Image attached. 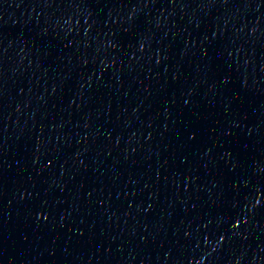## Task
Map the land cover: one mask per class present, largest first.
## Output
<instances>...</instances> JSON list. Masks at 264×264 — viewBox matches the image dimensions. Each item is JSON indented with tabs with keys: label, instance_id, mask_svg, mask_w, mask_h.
Masks as SVG:
<instances>
[{
	"label": "water",
	"instance_id": "1",
	"mask_svg": "<svg viewBox=\"0 0 264 264\" xmlns=\"http://www.w3.org/2000/svg\"><path fill=\"white\" fill-rule=\"evenodd\" d=\"M0 264H264V0H0Z\"/></svg>",
	"mask_w": 264,
	"mask_h": 264
}]
</instances>
